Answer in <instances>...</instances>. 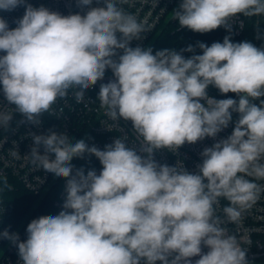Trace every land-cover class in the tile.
Returning a JSON list of instances; mask_svg holds the SVG:
<instances>
[{"label": "clouds", "instance_id": "clouds-1", "mask_svg": "<svg viewBox=\"0 0 264 264\" xmlns=\"http://www.w3.org/2000/svg\"><path fill=\"white\" fill-rule=\"evenodd\" d=\"M127 2L96 0L93 7V0H77L87 11L62 15L26 0H0L3 11L25 7L15 28L0 17V86L24 122L39 125L69 89H79L74 95L83 101L110 69L115 79L100 85L101 107L113 121H131L140 138L139 149L116 138L100 150L83 139L71 143L66 133L33 135L31 162L67 178L63 210L33 219L23 242L8 230L0 236L18 248L22 264H193L197 256L195 264H248L214 206L227 199L223 212L235 223L264 191L246 178L264 179V48L230 35L210 46L198 42L202 54L190 58L182 52L194 53L191 45L155 54L131 47L150 29L124 11ZM173 12L181 28L231 33L232 18L264 15V0H182ZM209 86L239 99L210 97ZM233 112L239 119L231 135L201 152L197 173L154 159L158 150L216 137ZM12 120L11 111H0V127ZM85 154L98 158L99 174H73L71 161Z\"/></svg>", "mask_w": 264, "mask_h": 264}, {"label": "built area", "instance_id": "built-area-1", "mask_svg": "<svg viewBox=\"0 0 264 264\" xmlns=\"http://www.w3.org/2000/svg\"><path fill=\"white\" fill-rule=\"evenodd\" d=\"M182 0H158L157 6L153 0H128L121 5L125 12L134 15L138 21H147L149 32L145 33L140 40L130 42L131 47L140 46L151 48L158 36V33L167 25L179 23L174 18V10L178 8ZM26 3L34 7L44 6L51 11L59 12L62 15L84 14L87 8L77 6V0H26ZM93 7L98 6L93 0ZM102 5V0L101 4ZM25 7H17L13 11L0 10V17H3L9 24V28H15V21L22 18ZM231 30L235 35L240 36L246 29V18L243 14L232 18L230 21ZM119 35V34H118ZM4 53H0L3 55ZM115 77L110 69L106 70L105 76L96 85L90 87L85 92L84 100L77 102L74 93L79 89H69L65 98L57 99L48 112L40 116V124L33 125L24 122V117L15 111V106L9 105L4 98L2 86H0V111H11L13 120L8 127H0V177L8 179L10 188L22 187L29 192L43 197L49 192H55L54 207L56 215L62 209L66 198L67 178L56 177L54 174L44 171L41 167L31 162V147L33 146V135L47 134L50 130L51 121L56 122L64 132L79 141L83 139L89 147L95 145L100 150H104L106 145H110L116 138L126 139L125 143L129 147L139 149L140 138L132 128L131 121L122 118L113 121L108 115L106 108L101 107L98 93L102 83H108ZM208 95L218 99L207 90ZM203 102V101H202ZM239 117L232 115V120L227 128L223 129L216 137H206L195 144L185 143L176 152L169 149L158 150L154 153V159L160 164L176 166L178 163L190 173H197L198 165L202 163L201 152L206 147H211L214 143L231 135ZM40 153L43 154V148ZM16 153V155H13ZM264 162V161H262ZM73 174L76 169L83 168L85 174L88 170H96L97 174L102 170V165L94 155L75 157L71 161ZM264 188V179L257 180L254 177H246ZM230 206V202L221 197L219 203L215 205L216 215L223 221L222 227L226 229L228 235H234L241 247L247 251L248 264H258L264 261V191L261 192L257 202L250 208L242 212L239 221L229 222L223 212L224 207ZM13 205L0 199V233L8 230L9 233L19 235L20 241L27 239V226H19L13 218ZM209 249L202 245V253H207ZM199 257H192L193 264ZM0 264H22L18 255V248L8 239L0 236ZM157 264H160L157 261Z\"/></svg>", "mask_w": 264, "mask_h": 264}, {"label": "trees", "instance_id": "trees-1", "mask_svg": "<svg viewBox=\"0 0 264 264\" xmlns=\"http://www.w3.org/2000/svg\"><path fill=\"white\" fill-rule=\"evenodd\" d=\"M246 29L240 36L234 34L231 30L229 33L224 27L217 28L207 33L194 32L188 28H181L179 23L165 26L159 33L153 44V54L156 51L172 49L177 52L186 49L189 45L193 46L195 52L184 51L182 54L185 58H190L193 54H202V50L196 47L198 42H203L210 46L213 42H223L225 36H229L232 42H251L258 48H264V15L252 17L245 16ZM257 25L259 27H257ZM218 99L233 98L238 100L239 97L234 93L221 94L218 89L209 86L207 89ZM260 99H264L261 97ZM259 105L260 100L253 101ZM232 115L238 116L239 113L233 112ZM50 130L57 133H65L64 130L54 121H51ZM71 143H75L68 136ZM88 154H85V156ZM84 156V157H85ZM79 162V158H75ZM9 180L0 177V199L13 205V218L19 226H27L33 219L43 215H56L54 199L56 193L49 192L43 197H39L22 187L10 188Z\"/></svg>", "mask_w": 264, "mask_h": 264}, {"label": "rangeland", "instance_id": "rangeland-1", "mask_svg": "<svg viewBox=\"0 0 264 264\" xmlns=\"http://www.w3.org/2000/svg\"><path fill=\"white\" fill-rule=\"evenodd\" d=\"M258 264H264V261L263 262H259Z\"/></svg>", "mask_w": 264, "mask_h": 264}]
</instances>
